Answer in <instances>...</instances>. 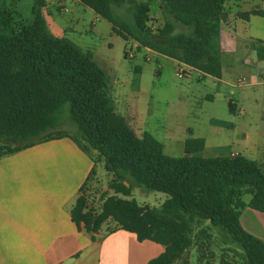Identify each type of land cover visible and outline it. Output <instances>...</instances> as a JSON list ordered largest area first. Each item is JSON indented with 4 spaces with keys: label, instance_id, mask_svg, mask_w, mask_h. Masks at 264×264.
<instances>
[{
    "label": "trees",
    "instance_id": "obj_1",
    "mask_svg": "<svg viewBox=\"0 0 264 264\" xmlns=\"http://www.w3.org/2000/svg\"><path fill=\"white\" fill-rule=\"evenodd\" d=\"M79 1L107 20L126 42L135 41L139 48L175 59L204 76L221 77L219 36L227 0H162V27L150 26L149 2ZM125 4L131 7V22L115 11ZM45 5L46 0H33L30 24L17 10L0 7V160L68 137L113 174L100 208L89 210L87 197L81 195L71 210L73 221L83 224L87 233L122 229L140 242L165 247L149 264H190L189 250L208 237L211 228H219L239 250L233 252L241 264H264V242L240 223L246 208L264 214L261 167L242 157L205 158L203 139H187L185 156L173 158L151 134L138 138L114 111L106 71L91 53L50 32ZM262 14L252 11L242 17ZM176 24L190 28V33L176 32ZM66 105L75 133L57 130ZM130 178L167 194L168 200L153 209L123 198L131 195Z\"/></svg>",
    "mask_w": 264,
    "mask_h": 264
},
{
    "label": "crops",
    "instance_id": "obj_2",
    "mask_svg": "<svg viewBox=\"0 0 264 264\" xmlns=\"http://www.w3.org/2000/svg\"><path fill=\"white\" fill-rule=\"evenodd\" d=\"M251 1L225 3L219 36L220 78L204 76L131 41L135 57L142 56L145 62L155 57L159 78L167 71L174 76L179 69L185 72L180 79L185 83L174 90L182 107L167 114L152 103H142L147 91L139 81L127 86L117 74L119 78L110 84L113 108L138 138L151 134L173 158L185 156L187 139H203V157H242L264 171V0L243 10L242 4ZM21 2L17 0V10ZM252 11L263 14L242 17ZM43 14L54 36L73 41L98 64L97 48L104 37L102 18L79 0H46ZM87 18L92 29L84 25ZM241 77L247 83L239 84ZM216 103H224L225 110L219 113ZM176 149H182L183 156L174 157ZM33 152L37 157L33 163L6 164L8 156L0 160V264H149L165 252L163 245L140 242L135 234L122 229L89 234L83 224L73 221L71 210L77 198L84 195L96 204L113 178L111 173L106 185L96 181L90 187L97 163L73 140L65 137L39 143L17 152V156ZM240 223L264 242L263 213L246 208Z\"/></svg>",
    "mask_w": 264,
    "mask_h": 264
},
{
    "label": "rangeland",
    "instance_id": "obj_3",
    "mask_svg": "<svg viewBox=\"0 0 264 264\" xmlns=\"http://www.w3.org/2000/svg\"><path fill=\"white\" fill-rule=\"evenodd\" d=\"M137 2H149L151 3L149 23L151 27H162L165 23V18L162 15V0H136ZM33 0H22L17 10V0H0V7L7 6L17 10L22 15V19L25 23L30 24L33 19L32 15ZM256 4H260L259 0H252L242 4L243 10H247L254 7ZM130 5L125 4L120 9H115L116 13L122 16L125 20L131 22L132 15L130 14ZM16 23H17V16ZM85 26L88 29H92L90 26V18L85 19ZM101 28L103 29V39L99 47L97 48V61L100 68L106 71L109 77V84L113 85L115 78H119L117 74H121L119 80L126 82L125 84L132 85L139 81L143 90L147 91L142 98V103H152L156 110L160 113H169L175 111L178 107H182V104L176 101L175 86L184 84L185 82L176 78L172 71L164 73L162 78L157 75L158 63L155 57L152 56L151 61L145 62L142 56H137L134 59L125 58L126 41L119 35L111 33V24L104 19H99ZM190 28L176 24V32L190 33ZM132 41V40H131ZM129 41L127 46H132ZM168 61V60H167ZM139 67L140 71H136ZM169 69V68H167ZM196 73H194V78ZM193 83H196L193 80ZM218 111L225 110L224 103H216ZM62 125L57 130L67 131L75 133V128L72 124V120L69 114V105L63 108L61 113ZM36 145V144H35ZM19 153V152H18ZM20 156V155H19ZM17 156V153L8 157L6 164L17 165L21 163H33L36 161L35 153H29L28 155ZM174 157L183 156L182 149H176L173 153ZM111 173L108 172L104 163L98 162L95 173L92 175L89 186L92 187L95 182L99 181L101 184L106 185L111 180ZM129 185L131 186V195L127 198L129 200L134 199L138 204L143 206H150L151 208H159L162 206L168 195L162 192L148 190L145 187L136 184L131 178L129 179ZM98 190V189H97ZM103 195L102 192H100ZM101 197L98 195L96 198V204L101 203ZM249 197H245L248 200ZM208 237H204L198 245L192 247L188 252V259L190 264H221L222 260H233L241 264V259L233 250L238 249L231 244L228 236L224 234L219 228H211L208 231Z\"/></svg>",
    "mask_w": 264,
    "mask_h": 264
},
{
    "label": "built area",
    "instance_id": "obj_4",
    "mask_svg": "<svg viewBox=\"0 0 264 264\" xmlns=\"http://www.w3.org/2000/svg\"><path fill=\"white\" fill-rule=\"evenodd\" d=\"M135 54H136V47H134L133 45L132 46H126L125 48V58L126 59H134L135 58ZM184 70L183 69H179L176 73V76L179 78V79H183L185 74H184ZM238 83L239 84H245L247 83V80L246 78L244 77H241L239 80H238ZM101 206V203H98V204H92L88 198H87V207L89 210L91 211H95L97 210L98 208H100Z\"/></svg>",
    "mask_w": 264,
    "mask_h": 264
}]
</instances>
